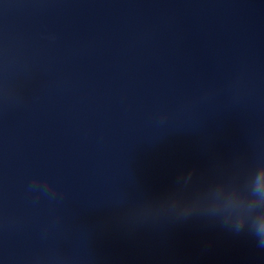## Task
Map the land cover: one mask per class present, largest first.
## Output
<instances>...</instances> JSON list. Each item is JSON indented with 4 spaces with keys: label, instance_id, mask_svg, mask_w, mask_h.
I'll use <instances>...</instances> for the list:
<instances>
[{
    "label": "clouds",
    "instance_id": "clouds-1",
    "mask_svg": "<svg viewBox=\"0 0 264 264\" xmlns=\"http://www.w3.org/2000/svg\"><path fill=\"white\" fill-rule=\"evenodd\" d=\"M258 246L264 248V232L261 234V239L259 240Z\"/></svg>",
    "mask_w": 264,
    "mask_h": 264
}]
</instances>
